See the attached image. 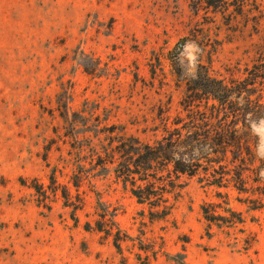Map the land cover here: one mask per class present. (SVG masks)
Wrapping results in <instances>:
<instances>
[{
    "label": "rangeland",
    "instance_id": "1",
    "mask_svg": "<svg viewBox=\"0 0 264 264\" xmlns=\"http://www.w3.org/2000/svg\"><path fill=\"white\" fill-rule=\"evenodd\" d=\"M254 1L230 16L232 5L214 12L205 0H0V264H140L126 249L129 241L123 243L124 261L110 238L84 228L95 217L87 182L80 187L86 204L75 224L60 196L48 210L22 181L49 182L50 167L69 157L71 123L79 138L91 135L95 124L115 123L152 141L159 135L148 129L152 118L166 104L176 112L186 79L199 62L207 63L214 45L215 69L225 73V65L236 61L250 65L247 51L264 31V0H256L263 12L259 31ZM64 102L68 121L61 116ZM250 126L264 185V114ZM70 171V165L57 171L58 181L66 182ZM96 186L103 200L118 207L120 227L137 235L146 206L112 175L97 178ZM217 189L224 191L192 177L173 211L175 225L145 217V236L164 238L151 264H264V206L247 211L233 190L230 205L256 218L246 223L256 233L254 246L245 250L216 228L205 234L200 206L218 201Z\"/></svg>",
    "mask_w": 264,
    "mask_h": 264
},
{
    "label": "trees",
    "instance_id": "2",
    "mask_svg": "<svg viewBox=\"0 0 264 264\" xmlns=\"http://www.w3.org/2000/svg\"><path fill=\"white\" fill-rule=\"evenodd\" d=\"M254 2L259 14L253 15V22L259 31L263 12L260 3ZM247 4V0H205L203 6L216 12L227 11L232 5L231 16L244 13ZM183 44H178L177 53ZM251 46L252 52L247 51V57L252 63L246 62L243 67L238 65L239 61L225 65V73L213 67L217 46L208 49L207 63L199 62L195 74L186 79L176 112L172 115L171 106L166 104L152 118L148 129L155 135L159 132L152 141L128 133L124 124L115 123L102 128L95 124L91 135L79 138L73 133L74 125L70 122L68 134L64 133L73 139L67 151L69 157H59L62 165L50 167L48 183L37 177L22 183L33 189L38 205L48 210L51 202L60 196L62 204L71 207L72 218L77 224L76 212L86 204L85 190L80 187L87 182L89 190L95 194V217L86 220L84 228L102 232L103 238H110L122 260L127 259L123 243L129 241L126 249L136 260L140 264H151L162 252L164 238L163 235L145 236V217L148 216L151 223L163 220L175 225L172 214L182 189L190 178L196 177L202 185L224 189L216 190L218 201L201 203L205 234L211 236L212 228H216L234 244H240L245 250L252 248L256 233L246 223L256 218L254 215L247 217L243 210L231 206L228 192L233 190L235 199L245 204L247 211L264 206V185L256 164L257 141L250 126V121L264 114V31L260 41ZM84 68L89 72V67ZM60 106L64 107L61 116L68 121L67 102ZM147 126L142 128L143 132ZM50 148L51 144L46 147L44 159ZM56 149L61 150V147L57 145ZM68 165L71 171L67 181L59 182L57 171L62 174ZM110 175L147 208V213L144 208L139 211L137 235L132 236L120 227L115 218L118 207L103 200L102 192L97 189V178Z\"/></svg>",
    "mask_w": 264,
    "mask_h": 264
}]
</instances>
